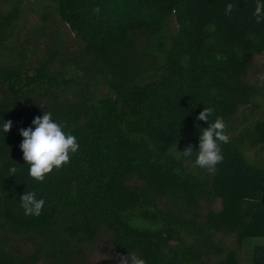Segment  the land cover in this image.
Wrapping results in <instances>:
<instances>
[{"label":"trees","instance_id":"obj_1","mask_svg":"<svg viewBox=\"0 0 264 264\" xmlns=\"http://www.w3.org/2000/svg\"><path fill=\"white\" fill-rule=\"evenodd\" d=\"M255 2L0 0V264H264V161L243 156L264 146V112L235 123L264 99ZM204 107L227 123L214 171L194 166ZM43 112L80 147L38 182L19 129Z\"/></svg>","mask_w":264,"mask_h":264},{"label":"clouds","instance_id":"obj_2","mask_svg":"<svg viewBox=\"0 0 264 264\" xmlns=\"http://www.w3.org/2000/svg\"><path fill=\"white\" fill-rule=\"evenodd\" d=\"M236 5L228 3L225 14L230 15ZM99 12V8L95 9ZM253 15L256 23H264V0H256ZM264 80V77H261ZM214 113L211 107H204L198 113L197 119L205 121L208 126L203 129L199 137V147L196 153L194 166L201 169L214 171L217 164L223 162L221 143H228L229 136L226 134L227 123L221 116H217L212 123L209 117ZM35 127L19 129L23 137L19 147L23 153L24 163L29 165V176L43 182L53 172L70 163L71 155L79 150L76 137L64 131V126L53 120L51 112H43L42 116H36L32 120ZM12 127V121H3L0 124L3 132H8ZM193 148L188 145L183 151H178L183 157L193 154ZM9 175H15L17 168L12 166L8 170ZM21 207L26 216H39L43 211L44 199H37L34 191L24 192L20 198ZM119 264H146L145 260L135 253L120 256Z\"/></svg>","mask_w":264,"mask_h":264},{"label":"rangeland","instance_id":"obj_3","mask_svg":"<svg viewBox=\"0 0 264 264\" xmlns=\"http://www.w3.org/2000/svg\"><path fill=\"white\" fill-rule=\"evenodd\" d=\"M29 4L30 3H27L25 5L24 10L22 12V20L25 22L26 26H29L32 23L36 22V21H39L38 14L35 11L30 10ZM54 20H55V23L58 25V30L59 31L60 30H64L63 29V25L59 22L58 18L55 17ZM67 39L69 40V38H67ZM255 61H256V63H260V62L264 61V54L260 55V56H256L255 57ZM254 100H256V102L260 104V108L254 113V115H253V113L252 114L247 113V110L243 109V107L240 108L238 113H237V120L235 121V123L243 122V117H244V119L248 120L251 117L257 116L258 114H261V113L264 112V99H262L260 97H254ZM246 124H247V122L245 121L244 124H243V127ZM254 151H255L254 149H244L243 150V156L248 161H251V160H253L254 157L255 158L257 157L258 160L262 163L264 161V146L258 147V149H257L258 153L256 152L255 156H254ZM258 240L259 239H253L252 241L255 242V241H258ZM259 242L264 243V239L259 240ZM94 258H95V262H97V263L103 262L104 264H108V263H105V261H101L102 258H101V256L98 253H96L94 255ZM99 264H101V263H99Z\"/></svg>","mask_w":264,"mask_h":264}]
</instances>
